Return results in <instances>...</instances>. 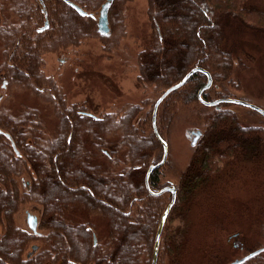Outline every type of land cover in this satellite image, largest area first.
<instances>
[{
    "label": "trees",
    "instance_id": "1",
    "mask_svg": "<svg viewBox=\"0 0 264 264\" xmlns=\"http://www.w3.org/2000/svg\"><path fill=\"white\" fill-rule=\"evenodd\" d=\"M245 2L145 0L147 15L157 34L136 56L137 87L155 84L165 90L193 67H200L212 79L211 86L201 93L204 101L232 98L224 87L216 90V85H238L231 78L237 60L223 48L225 24L232 17L264 32V12ZM64 6L59 2L52 4L53 24L72 41L83 38L92 21ZM20 41L24 44L19 47L22 53L14 50L5 60L6 68L15 81L38 85L40 44L29 45L33 42L24 36ZM206 82L205 74L193 73L157 109L156 127L161 137L159 121L171 124L181 107L189 110L188 119L202 129L175 186L176 199L169 221L198 193L211 187L227 190L238 175L244 176L243 172L251 169L253 178L260 177L255 185L257 200L264 203V126L242 125L237 115L225 107L228 103L203 105L198 92ZM145 103L142 100L140 104H125L118 113L106 117L79 112L74 105L58 104L59 120L47 169L45 150L35 140L40 123L35 122L33 127L32 120L27 126L19 122L16 128L10 125L12 121L0 119V129L9 133L21 154L14 155L0 132V264H151L156 229L170 198L165 197L168 193L151 195L145 188L148 166L162 156V147L150 129L152 110L143 114ZM249 110L264 122L260 114ZM112 138L114 145L117 141L121 144L108 152L104 144ZM25 164L33 171V177L27 189L21 191L19 179L26 170ZM109 165L118 168L113 177ZM148 186L154 192L165 186L160 185L159 168L149 174ZM34 198L41 201L43 213L38 227L46 229V233L40 238L42 246L26 258V246L32 237L15 225L13 216L23 200ZM90 213H98L104 221L107 240L103 246L97 242L94 233L100 237L94 224L83 220ZM78 214L84 217L78 219ZM223 223L220 220L215 230H225ZM253 224L264 242V205L258 209ZM166 230L161 235L158 264L171 255L170 246H175ZM261 246L256 244L248 252ZM243 264H264V252Z\"/></svg>",
    "mask_w": 264,
    "mask_h": 264
},
{
    "label": "rangeland",
    "instance_id": "2",
    "mask_svg": "<svg viewBox=\"0 0 264 264\" xmlns=\"http://www.w3.org/2000/svg\"><path fill=\"white\" fill-rule=\"evenodd\" d=\"M3 1L0 0V119L12 121L10 125L16 128H19V122L27 126L32 120L33 127L36 126L35 122L40 123V132L35 130L38 132L35 140L45 150V165L49 163L48 153L59 120L58 104L64 107L74 105L79 112L97 117H106L108 114L113 116L125 104H140L142 100L146 102L142 105L143 114L152 110L153 102L164 88L155 84L140 87L136 85V56L157 34L147 15L145 0H114L108 14L111 33L107 37H101L96 28V18L105 0H71L85 11L96 15L91 29L79 40L72 41L66 34H55L54 31L50 35L26 31L24 38L33 42L29 45L35 42L40 44L38 85L15 81L6 68L5 60L14 50H19L21 54L19 47L24 44L21 42L15 45L18 32L16 11L7 6L4 12ZM24 2L32 5L30 0ZM54 2L53 0L52 4ZM245 3L264 12V0H246ZM51 6L48 7L52 15ZM51 19L53 20V16ZM51 26L52 29L55 28L53 22ZM225 32L223 48L231 51L237 60L231 78L238 85H216V90L221 91L224 87L231 97L264 110V32L247 27L232 17L225 24ZM225 107L237 115L242 125L264 126L259 116L252 115L248 108L235 104ZM188 114L189 110L181 107L171 124L159 121L162 138L167 144V159L159 167L161 186L175 187L179 184L180 176L194 149L190 145L189 132L202 131L198 124L188 119ZM150 129L152 132V128ZM113 140L112 138L104 144L108 152L121 144V141H117V145H114ZM25 165L26 170L19 179L21 191L27 189L33 177V171L28 164ZM109 168L113 177L118 168L111 165ZM243 173L244 176L238 175L227 190L217 191L211 187L198 193L192 202L182 207L181 213L173 220H167V216L161 235L164 228L167 229L175 246H170L173 252L169 257L162 258L160 264H227L248 254L256 244L264 246L258 228L253 224L258 209L264 205L257 200L255 185L260 177L253 178L255 174L252 169ZM169 196L165 195L167 199ZM40 202L34 198L23 200L19 204L13 216L18 228L27 231V212L43 213ZM220 211L224 216L220 215ZM87 216L83 220L87 219L94 224L100 237L94 233L97 242L103 246L107 239L102 217L98 213ZM83 217L80 214L77 216L78 219ZM220 220L224 222L225 230H215L220 225ZM44 230L46 229L38 227L40 235L32 236L26 251L33 244L42 246L40 238L45 235ZM78 243L82 245L80 241ZM160 243L161 237L159 246Z\"/></svg>",
    "mask_w": 264,
    "mask_h": 264
},
{
    "label": "water",
    "instance_id": "3",
    "mask_svg": "<svg viewBox=\"0 0 264 264\" xmlns=\"http://www.w3.org/2000/svg\"><path fill=\"white\" fill-rule=\"evenodd\" d=\"M112 1L113 0H106L104 3L101 4L100 10L98 12V17L96 18L97 32L101 37H106L110 34V28L108 25V12H109ZM64 2L67 4L68 7L73 9L79 16H81V17L91 16L88 12L83 10V8H81L79 5L75 4L74 2H72L70 0H64ZM195 72H201V73L205 74L207 77L206 84L198 92V99L203 105L211 107V106H215L219 103L235 104V105H239V106L251 109V110L257 112L258 114H260L264 118V110L262 108L255 106V105H253L247 101L241 100V99L223 98V99H217L214 101H204L201 98V93L211 86L212 79H211V76L209 75V73H207L205 70H203L200 67H193L192 69H190L177 83L166 88L158 96V98L154 102L153 109H152L151 128H152V132L154 133L156 139L158 140V142L160 143V145L162 147V157L158 162L152 163L148 166V169H147L145 177H144V184H145V188L149 194L157 196V195H161L165 192H168V193H170L171 198H170L169 203L165 207V210L163 211V213L160 217V220H159V223H158V226L156 229L154 242H153V248H152L151 264H157L158 247H159V241H160L162 229H163L164 223L166 221V218H167V216H168V214L172 208V205L174 204L175 196H176V190L174 187L165 186V187L161 188L159 191L154 192V191H151L149 186H148L149 174L153 170L161 167L165 163V160L167 157V144H166L165 140L159 135V133L157 131V127H156V113H157V109H158L159 104L164 100V98L167 95H169L172 91L179 89L183 84H185L186 80ZM0 132L10 142V146H11L13 152L15 153V155L19 156L20 153H19L18 149L16 148L11 136L7 132H5L1 129H0ZM200 137H201V131H199V130L190 131L189 132V138H191L190 139L191 140L190 145L192 147H194ZM26 214H27V217H26L27 229L32 234L39 235V232L37 230V227H38L37 217L35 216V214H33L31 212H27ZM37 248H38V245H36V244L32 245L30 252H28L27 256H30L31 254H33L37 250ZM262 252H264V246H261L255 250L249 252L248 254L244 255L243 257L235 259L232 262L227 263V264H243L247 260L253 258L254 256H256Z\"/></svg>",
    "mask_w": 264,
    "mask_h": 264
},
{
    "label": "flooded vegetation",
    "instance_id": "4",
    "mask_svg": "<svg viewBox=\"0 0 264 264\" xmlns=\"http://www.w3.org/2000/svg\"><path fill=\"white\" fill-rule=\"evenodd\" d=\"M50 1L51 0H30L32 5L25 3L24 0H4L2 2V5L4 7V12H5L7 6H10V9L12 8L16 11L18 32H17V37L15 40V43H16L15 45L21 44L20 37L26 36L25 31H33L37 35H42L44 33L50 35V34H52V31H54L55 34H57V33L61 34V32H59L57 30L56 26L54 29H52L51 13H50V9L48 7ZM54 1L59 2L61 4H64L65 5L64 7L67 6V4L64 2V0H54ZM113 1H112V3H113ZM111 6H112V4H111ZM110 9H111V7H110ZM71 10H73V9H71ZM89 14L91 16H87V17H83V18L91 20L95 23L96 15H94L92 13H89ZM108 14H109V12H108ZM108 25H109V23H108ZM109 28L111 31L110 26H109ZM217 99H223V98H217ZM26 185H27V183H26ZM175 190H176V188H175ZM168 194L170 195V193H168ZM34 214L37 217L38 226H39V218H41L42 214L35 213V212H34ZM26 217H27V214L25 215V223H26ZM27 232H29L31 237L34 236V234H32L30 231L27 230ZM39 235H40V232H39ZM39 235H35V236H39ZM32 239H33V237H32ZM94 244H95V241H94ZM31 246L29 247V249L25 253L26 258H29L31 255H33L39 249V247H38L37 250L33 254H31L30 256H27L28 252H30Z\"/></svg>",
    "mask_w": 264,
    "mask_h": 264
}]
</instances>
